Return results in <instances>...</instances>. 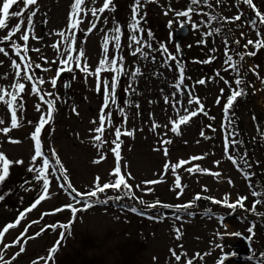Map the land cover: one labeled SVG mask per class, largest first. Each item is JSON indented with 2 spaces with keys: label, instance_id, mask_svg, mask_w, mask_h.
I'll use <instances>...</instances> for the list:
<instances>
[{
  "label": "rangeland",
  "instance_id": "obj_1",
  "mask_svg": "<svg viewBox=\"0 0 264 264\" xmlns=\"http://www.w3.org/2000/svg\"><path fill=\"white\" fill-rule=\"evenodd\" d=\"M102 2L103 0H97L96 5H92L91 0H87L89 7H99ZM210 2L222 18L239 14L241 19L225 23L226 29L221 31L222 35L218 33L204 36L205 32L215 29L213 22L208 24L207 15H197L194 12L191 22H185L186 18L176 15V12L189 7L190 0H141L142 7L138 12V27L141 31L135 35L151 46L144 49L147 59L130 54L135 47H129V36L134 34L129 28L134 0H112L114 10L105 11L98 28L87 36L84 32L92 17L89 14L85 18L76 36L78 41H83L87 62L92 69L98 64L101 55V29L107 31L116 25L121 27V49L117 53L110 43L109 54L124 57L125 74L118 83L117 105L110 106L106 111L112 112L114 125L134 130L133 136L121 137V164L128 165L127 169L122 167V172L131 173L133 178L127 182L132 186L135 197L146 203L141 204L136 199L127 198L124 191L106 189L104 193L98 194V199H112L108 200L107 204L95 203L93 207L79 211L70 230L57 228L53 231L49 228L34 239L27 240L25 251L14 261H11V257L19 251V246L7 249L4 258L10 260L11 264H33V261L45 264L39 258L48 255V249L57 241L61 231H65V238L54 254V260L49 264H178L170 249L182 256L179 264H186L189 259L192 264H217L218 261H222V264H264V256L261 255L264 254V203L258 204L254 212L251 211L255 199L264 201V85L261 82L264 79V47L257 51L249 46L247 51L255 52V55H246L242 61L236 55L246 51L244 46L249 39H257V31L264 34V25L258 23L255 15V10L264 13V0H253L255 10L243 4L241 0ZM70 3L71 0H38L33 35L40 39L30 38L29 47L40 51L30 50L28 56L33 64L40 63L43 68L49 69L41 71L33 68V72L36 78L46 81L40 85L43 91L53 94L46 98L54 100L53 118L41 133L43 151L49 157L50 164L54 165L55 159L52 158L51 150H55L73 187L84 193L92 188L97 177H100L101 185L114 179L109 173L115 166V158L110 151L111 143L104 144L98 152L91 141L92 133L89 130L96 126L92 121H98L100 107L104 101L103 90H96L95 76H86L79 70L64 71L57 78L54 88L48 82L57 75L56 69L61 67L59 63H51L57 56L50 45L60 39L52 33L66 29ZM18 7L13 6L12 10H18ZM193 7L196 12L210 14L206 6ZM252 19L256 21L255 24ZM105 20L107 23H104ZM16 22L13 18L10 26ZM192 23L200 25L199 28L193 29ZM181 25L188 29L186 35L180 36L183 56L177 51L173 36V31ZM6 31L0 30V36L5 35ZM18 36L19 33L14 39L23 44L18 40ZM201 40L205 43H200ZM225 40L229 41L231 55L239 64V75L243 81L239 87L245 93L236 98L230 109L231 124L225 120L223 112V104L230 95V87L224 83V79L230 82L231 88H235L236 73L231 70L224 71ZM161 45L168 49L167 53L162 52ZM0 46L6 47L9 52V57L0 54V61H3L0 65V77L8 74L7 79L0 78V87L12 91L9 85L14 79V70L10 67V62L11 59L19 62V58L6 44ZM212 49L215 51H211ZM169 54L175 56L176 61L183 65L186 77L184 84L193 89L194 95L199 97L207 112V115L194 117L188 125H182L180 135L163 127L168 123L169 116L176 118L172 107L164 103L165 96L171 99L174 92L171 85L177 76L176 61L164 64ZM213 56L215 59L211 63H202ZM42 57H46L49 62L45 63ZM152 57H155L154 61ZM137 67L140 69V75L133 79L131 72ZM250 69H255V73ZM217 71L224 79L216 75ZM111 76L110 72L101 73V78L108 79L109 82ZM65 78L69 84L66 90ZM200 79L206 80V83L196 84ZM22 82L26 84V92L22 94L24 110L22 113L18 112V116L22 117L21 126L9 134L20 143H9L8 138L0 133V152L5 153L12 161H23L22 164L11 165L9 175L0 183V195L4 196V199L0 200V229L14 222L20 212L30 208L41 192L42 182L38 183L34 179L35 173L28 170L33 155L30 133L34 130V123L38 121L39 115L46 112L47 106L42 105L41 112H37L35 105L39 100L30 94L31 84L28 81ZM221 89L224 90L223 95ZM218 97L220 104L216 103ZM182 99L187 107L186 96ZM117 107L124 108L126 124H122L123 117L116 111ZM73 108L76 111H73ZM181 114H184L182 110ZM0 118L7 121L3 126L10 125V114L3 104H0ZM28 121L34 123L29 124ZM153 121L162 125L155 132L151 130ZM222 124L234 133L230 139L241 142L230 147L231 154L238 161L239 170L225 156L224 137L228 133L224 131ZM208 125H211V128H208ZM201 130L205 132V137H201ZM112 131L113 129H109L105 133L106 140L114 139ZM161 139L171 140L172 143L161 146ZM163 147L168 148V157L164 156ZM245 153L247 164L251 167H247L241 160ZM101 154H105L106 159L98 164L93 163ZM191 156H204V159L192 161L184 168L198 164L201 168L219 172L221 175L214 177L200 172L190 174L184 168L178 169L181 184L185 186L182 195L178 197L180 190L174 188V176L171 171L161 177L163 165L166 160L175 163ZM214 161H220V164L217 166ZM40 163L38 162L37 166ZM49 172L51 173V167ZM246 174L248 179L245 178ZM161 178L162 183H142ZM49 179L51 198L27 212L19 226L10 229L5 235L4 243H11L28 224H31V227L25 239L34 236L45 225L67 224L72 219L68 210L44 215L41 219L44 213H52L54 209L69 203L77 208L83 206L76 204L67 194L69 189L61 188L62 181L58 175L50 174ZM229 180L232 181L231 184L228 183ZM137 185L140 187L137 188ZM148 188L152 191H147ZM205 188L208 191H204ZM253 191L261 195L253 197ZM197 194L216 200H222L227 195L229 202H235L238 196L247 197V200L244 202V208L237 207L234 210L203 198L196 200L187 210L177 211L159 206L147 208V204L156 201L160 204L183 205L192 202ZM118 196L123 198L115 199ZM133 207L137 209L136 212L130 210ZM176 216H180V219H176ZM221 216L223 221L219 219ZM33 221L39 223L32 224ZM250 227L252 233L248 232ZM175 229L180 230L179 239L176 238ZM236 233L240 235H234Z\"/></svg>",
  "mask_w": 264,
  "mask_h": 264
},
{
  "label": "snow or ice",
  "instance_id": "obj_2",
  "mask_svg": "<svg viewBox=\"0 0 264 264\" xmlns=\"http://www.w3.org/2000/svg\"><path fill=\"white\" fill-rule=\"evenodd\" d=\"M241 2L245 5H248L249 8H252L253 10L256 9V6L253 2V0H241ZM97 0H91L92 5H96ZM217 3H219V0H217ZM203 4L206 7L211 8L212 5L209 3V0H190L189 7L186 10L176 12V15L179 17L186 18L185 22H191L192 19V13H196L197 15H207L208 16V24H210L212 21L217 20L218 17L215 15H210L208 13H199L196 12V8L193 6H199ZM22 5V6H20ZM13 6H19L18 10L13 11ZM36 6V7H34ZM140 7H142L141 0H134V4L132 6V22L129 25L130 30L134 33L133 35L129 36V41L131 42L129 44V47L132 48L133 45L135 47L131 51L132 56L140 55L143 58L147 59V53L144 51L145 48H150L151 46L142 42V39H139L135 33L141 31V29L138 27L140 20L138 19V12ZM114 10L112 8V0H103L102 5L99 7L96 6H88L87 0H71L69 11L66 16L67 26L65 30L57 31L55 33H52L53 35L58 36L60 39L56 42H53L50 47L54 50V55L57 56L56 60L51 61V63H59L61 67L56 69L57 75L48 81L51 83L53 88L56 86L57 78L59 75L64 71H75L79 70L82 73H84L86 76H95L96 78V90L98 92L103 90V96L104 101L103 104L100 107V115L98 118V121L94 120L92 123L96 125L92 129H90L91 135V141L93 142V146L97 148L98 152H100L103 148L104 144L111 143L112 147L110 148V151L112 152L114 158H115V166L109 173L110 177H114V179L109 180L108 182H105L101 185L100 183V177H97L96 180L93 183V186L90 190L81 193L80 191H77L73 185L71 184L68 175L67 170L64 168L62 162L60 161L57 153L54 149L51 150L52 158L55 159V164H50L49 157L44 153L43 151V143H42V137L41 133L45 127L46 124H49L53 118V112H54V100L47 99L46 97H50L53 94L50 92H44L42 87L40 85H43L46 81L43 78H36L33 72V68L40 69L41 71H48L49 69L43 68L40 63L31 62L30 57L28 56L29 51L39 52L40 49L31 48L29 47V40L30 38L33 40H39L40 37H37L33 35L34 31V17L37 15L38 12V0H0V30H7L5 35L0 36V45H7L8 48L12 50V53L19 58V62H17L16 59H11L10 67L14 70V79L10 83L9 87L12 89V91H8L4 89L3 87H0V104H3L7 112L10 114V125L3 126L7 124V121L3 118H0V133H2L5 137L8 138L9 143H20L19 140L13 139L9 134L13 129H17L21 126V119L22 117L18 116V112L22 113L25 107V102L23 100L22 94L26 92V84L22 81H28L31 84V95L34 97H37L39 100V103L35 105L36 111L41 112V106L46 105L47 110L46 112H42L39 115L38 121H28L29 124L34 123V130L30 133V139L33 142V155L31 157V166L29 167V171L35 173L34 179L40 183V189L41 192L37 199L33 202L30 208L26 209L23 212H20L17 218L14 222L8 223L0 229V245H2V248H0V264H11V261H14L21 253L25 251V244L27 243V240L34 239L36 236H39L44 231L48 230L49 228L55 231L57 228H62L65 231L70 230L72 223H74L76 214L79 211H85L88 208H91L94 206L95 203H101V204H107L108 200L112 199L109 197L105 200H99L98 194L104 193L106 189H113L116 191H124V195L127 196L129 199H136L139 203L144 204L145 201L139 199L138 197H135L133 193L132 186L127 182L128 179H132L131 173L124 174L122 172V167L124 169L128 168L127 164H121V137L122 136H133L134 130H128L127 128H123L122 125H114L112 123V112L106 111V109H109L110 106L117 105V87L119 80L123 74H125V67L123 64L124 57L122 55H110V43L113 45L115 51L118 53L121 49V27L119 25H116L114 28L110 30H103V36H102V44H101V55L100 59L98 61V64L92 69L86 58V53L83 47V41H78L76 32L80 29V26L85 22V18L90 14L92 19L88 21V28L85 30L84 35L87 36L91 34L95 29L98 28V23L101 19L102 14L105 11ZM171 10V9H170ZM167 15V12L165 13ZM255 15L258 18V23L261 25H264V13H261L258 10H255ZM15 18L17 22L14 25L10 26V21ZM225 23H233L235 21H239L241 19V15H235L234 17L228 18L223 17L222 18ZM104 23H107V20L104 21ZM171 24V22H169ZM203 23V22H202ZM255 24L256 21H253ZM193 29L199 28L200 25L196 23H192L191 25ZM207 26V25H206ZM220 32L219 28L214 29V31H208L205 32L204 36H212L213 34H218ZM19 33L18 40L22 41L23 44H20L17 42V39H14V37H17V34ZM112 33V34H110ZM149 35H151L149 33ZM243 35V34H242ZM257 39L255 41L249 39L247 41V44L244 46L246 51L244 53H237L236 55L239 56L240 61L244 59V56L248 55H255V52L247 51L249 46L254 47L257 51L264 47V34H262L260 31L256 32ZM200 43H205L204 40H201ZM239 43V41H237ZM224 65L226 66L224 68V71L231 70L236 73V79L234 81L236 87L231 88L230 82L226 79H224L222 76H220V72L217 71L216 75L220 76L221 79H224V83L226 85H229L230 87V95L227 96V101L223 104V112L225 120L228 121V124H231V119L229 118V112L232 108L234 101L238 96H241L245 94L242 89H240V85L243 83L242 79L239 75V64L237 61L234 60L233 56L231 55V49L229 48V41H224ZM161 50L163 53H167L168 49L161 45ZM177 51H179V47L177 48ZM211 51H215V49H212ZM0 54H3L5 57H9V52L6 50V47L0 46ZM44 59L45 63H48L46 57H42ZM153 61L155 60V57H152ZM215 57H209L208 60L202 61V63H211ZM169 61H176V57L169 54L167 59L164 61V64L167 65ZM3 64V61H0V65ZM74 65V66H73ZM177 76L175 78V82L171 85V87L174 89V92L172 93L171 99L168 96L164 97V103L169 104L173 111L176 113V118H172L171 116L168 117V123L163 125L164 128H167L172 133L176 135L181 134V126L182 125H188L194 117H197L201 114L207 115V112L205 111L204 105L201 103L199 97L194 95V91L191 88H188L184 81L186 79L184 75V67L183 65L176 61V69ZM250 71L255 73V69H250ZM102 72H110L112 73L111 81L109 82L108 79H102L101 73ZM258 78L259 75L256 73ZM140 75V69L137 67L134 71L131 72V77L135 79L136 76ZM7 79L8 74L5 73L2 75V77ZM262 83H264V79L261 80ZM196 84H205L206 80L200 79L195 82ZM129 89H131V85H129ZM224 90L221 89V94L223 95ZM181 98H177V97ZM186 96L187 99V107L184 106V100L183 97ZM221 100L218 97L216 100L217 104H220ZM126 103H129L126 101ZM192 106H195L194 108ZM139 107V105H137ZM181 110L184 114H181ZM73 111H76L75 108H73ZM117 112L123 117L122 124H126L127 122V116L125 114L124 108L117 107ZM214 119V117H213ZM169 125L171 127L169 128ZM162 127V125L156 123L153 121L151 124V130L155 132L158 128ZM208 128H211V125L207 126ZM222 128L225 132L228 134L224 137V153L225 156L231 163L238 167V161L233 157V155L230 152V147L235 146L241 142L236 141L235 139H230V137L234 136V133L231 131H228V127L226 125L222 124ZM109 129H113L111 132V135L114 137L111 141H108L105 139V133L108 132ZM212 131H215V129H212ZM166 135V133H165ZM201 137H205V132L201 130L200 132ZM172 143L171 140L168 139H161L160 144L161 146L167 145ZM159 151L160 149H155ZM163 154L165 157H168L169 151L167 147H163ZM246 153L241 157V160L244 161V163L247 165V167H251V165L247 164V160L245 159ZM104 159H106L105 154L99 155V158L94 160L93 163H100ZM204 159V156H191L187 160H179L178 162L172 163L168 160L165 161L163 165V173L161 174V177L164 175H167L169 171L174 176V188L179 189L180 191L177 193L178 197L182 195L183 187L184 185L181 184V177L178 174V169L184 168L186 164H191L192 161H198ZM38 162H41L39 166H37ZM22 160H16L12 161L10 160L5 153L0 152V183H2L6 177L9 175V169L10 166L13 164H22ZM214 164L217 166L220 164V161H214ZM59 166V167H56ZM51 167V173L49 172V169ZM184 170L188 173H195L200 172L203 174L212 175L214 177H219L221 174L219 172H213L209 169L201 168L198 164L193 165L191 167L184 168ZM58 175L61 183V188L69 189L70 191L67 193L69 196L72 197V199L76 202V204H82L83 206L81 208H77L73 206L72 203L62 205L59 208H56L53 210L52 213H44L41 215V219H43L44 215L49 214H55L56 212H61L64 210H68L72 214V219L69 220L67 224H52V225H45L43 228L40 229L39 232H37L34 236H28L27 239H25L26 234L28 233L29 228L31 227V224H28L25 226L24 231L20 233L19 236H17L11 243H4L5 235L9 232L10 229H15L19 226L21 221L24 219L27 212H30L32 209L36 208L42 201L51 198V194L49 192L51 180L49 179V175ZM246 179L249 178V176L246 174ZM163 178L161 179H153V180H147L142 181L145 185H152V184H158L162 183ZM229 184L232 183L231 180L228 181ZM251 187V185H249ZM140 186L137 185V188ZM204 191H208L207 188L203 189ZM147 191H152L151 188H148ZM261 193H258L256 191L252 192L253 197L260 196ZM79 198V199H78ZM93 198H96L93 200ZM123 197H116L115 199L119 200ZM210 199L212 203L221 204L224 207H228L230 209H236L237 207L244 208V202L247 200V197L244 196H238L235 202H229V198L227 195L223 197L222 200H216L211 197H202L200 194H197L192 202L183 204V205H167V204H160L159 201H156L155 203L147 204L148 209H153L156 207H162V208H173L175 210L184 209L187 210L188 208L192 207V204L196 200L200 199ZM4 196L0 195V200H3ZM264 203V201L260 199H255L253 201L252 209L251 211H255L256 206L258 204ZM132 212H136L137 209L135 207L130 209ZM143 214V213H141ZM188 215H191V213H187ZM155 218V217H151ZM176 219H180V216H176ZM221 221H223V217H219ZM39 221H33L32 224H37ZM65 231H61L59 234V238L57 241L53 244L51 248L48 249V255L46 257L39 258L40 260H43L45 264H49L50 261L54 260V254L58 251V248L60 246L61 241L65 238ZM177 233V239L180 238V230L175 229ZM249 233H252V228L250 227L248 229ZM70 234V232H69ZM218 235H222L219 234ZM234 235H240L239 233H236ZM249 239L251 237H248ZM23 241V243H22ZM19 246V251L16 252L12 257L11 261L6 260L4 258V252L12 247ZM217 247H221V245H217ZM171 255L174 257V259L178 262L181 261L182 256L180 254H177L175 250L170 249ZM264 256V254H261ZM33 264H38V261H33ZM186 264H192V260L189 259ZM217 264H222V261H218Z\"/></svg>",
  "mask_w": 264,
  "mask_h": 264
},
{
  "label": "water",
  "instance_id": "obj_3",
  "mask_svg": "<svg viewBox=\"0 0 264 264\" xmlns=\"http://www.w3.org/2000/svg\"><path fill=\"white\" fill-rule=\"evenodd\" d=\"M253 21H254V19H252V23H253ZM187 32H188V29L185 25H181L179 28H177L173 31V36L176 40L177 48L179 47V51H180L182 56L184 55V52L182 51V49L180 47V36L186 35ZM65 83H66V87H65V90H66L69 86L66 78H65ZM263 85H264V83H263Z\"/></svg>",
  "mask_w": 264,
  "mask_h": 264
},
{
  "label": "trees",
  "instance_id": "obj_4",
  "mask_svg": "<svg viewBox=\"0 0 264 264\" xmlns=\"http://www.w3.org/2000/svg\"><path fill=\"white\" fill-rule=\"evenodd\" d=\"M211 1H212V0H211ZM209 3L211 4L210 0H209ZM201 5L204 6L203 4H201ZM207 11L210 12L211 15H215V16L218 17L217 20H214V21H212V22H213L214 25H215V29H216V28H219V29H220L219 34L222 35V34H221V31H222L223 29H226V28H225V22L223 21L221 15H220L219 13H217V10H216L215 8H213V7H211V8L207 7Z\"/></svg>",
  "mask_w": 264,
  "mask_h": 264
}]
</instances>
